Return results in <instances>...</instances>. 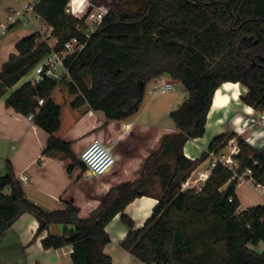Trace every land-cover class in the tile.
<instances>
[{"label": "trees", "instance_id": "trees-1", "mask_svg": "<svg viewBox=\"0 0 264 264\" xmlns=\"http://www.w3.org/2000/svg\"><path fill=\"white\" fill-rule=\"evenodd\" d=\"M70 2L39 0L34 11L52 28L55 46L36 31L16 42V52L0 69L4 96L53 49L62 50L74 38L83 44L66 59L69 76L25 82L5 99L26 116L34 113L35 124L49 133L45 152L69 158L70 172L85 166L64 136L90 111L103 112L104 124L129 119L140 110L147 84L163 75L181 82L189 95L170 114L177 131L162 137L140 177L113 186L88 216H80L72 202L49 211L27 199L8 165L0 173V237L28 212L39 221L37 234L54 223L75 228L72 238L49 233L42 240L45 248L71 244L73 264H112L104 250L111 241L105 228L120 214L129 228L122 248L146 264H264V251L251 248L264 242V203L240 209L229 168L216 164L199 190L182 187L200 161L210 152L223 154L232 139L239 147L237 171L251 169L252 179L264 184V146L254 147L236 132L217 135L200 158L184 153L189 139L204 136L223 83L244 85L242 102L264 111V0H115L89 35L87 14L68 13ZM152 179L159 181L158 203L136 228L125 207L136 197L153 195L148 191Z\"/></svg>", "mask_w": 264, "mask_h": 264}, {"label": "crops", "instance_id": "crops-1", "mask_svg": "<svg viewBox=\"0 0 264 264\" xmlns=\"http://www.w3.org/2000/svg\"><path fill=\"white\" fill-rule=\"evenodd\" d=\"M12 9L14 8L10 7L8 12ZM17 34L16 39L10 43L12 51L0 64L3 65L10 54L16 52V42L28 36L22 35L23 33ZM163 77L173 80L168 75H163ZM173 81L175 82V80ZM239 84V96H241L248 89L241 83ZM9 90L6 95L0 96V170L5 173L8 165H10L17 178L21 174L28 175V181L22 183L27 199L49 211L63 209L68 202H72L80 209V216L84 217L98 208L102 196L113 186L131 181L141 173L144 159L147 156L146 152L138 156L131 153H115L117 162L114 168L99 177L88 174L86 169L84 171L80 167H76L70 172L68 170L69 158L45 152L49 133L36 125L28 116L6 105L5 99L9 95ZM186 92L188 93L186 88L181 86V95L176 96L171 101L170 106L178 108L188 97L189 93L186 95ZM225 95L229 102H223L220 107L214 108L212 102L204 136L189 139L186 142L184 153L191 160L200 158L208 150L213 138L228 131L236 132L254 147L261 148L264 146V124L251 126L252 123H248L245 125L246 121L260 112H262L261 117L264 119V111H256L253 107L244 104L240 97L238 100L235 99L233 91H229ZM134 116L126 120L109 121L106 127L115 125L124 129L127 124L133 127L132 118ZM95 117L106 122L103 112L90 111L65 134V139L74 141L78 135L86 131L90 132L95 127L93 121ZM163 131L173 133L177 131V128L176 126L164 128ZM70 133L73 134L70 136ZM121 133L119 138L112 140L111 144L114 147L123 141L125 133L122 135ZM151 139V142L155 141L154 145L160 141V138ZM72 143L74 146L75 142ZM233 143L235 140L232 139L223 150V154L230 153L235 146ZM218 156L210 152L208 157L200 161L185 180L188 184L184 189H201L211 173L210 167L213 160ZM254 193H258V196H255ZM237 196L240 201V209L264 203L261 192L250 183L244 182L238 185ZM157 203L158 199L154 194L136 197L126 205L125 213L134 221L136 228L142 227L152 215L153 208ZM65 225L70 229L67 234L63 233V226ZM38 227L39 221L33 214L28 212L21 214L0 237V264H73V246L71 244L60 248H45L42 240L49 233L72 238L75 235L74 226L72 224L54 223L42 233L37 234ZM105 229L111 241L104 250L111 257L112 264H146L122 248L120 243L127 236L129 228L122 222L120 214L116 215L106 225Z\"/></svg>", "mask_w": 264, "mask_h": 264}, {"label": "rangeland", "instance_id": "rangeland-1", "mask_svg": "<svg viewBox=\"0 0 264 264\" xmlns=\"http://www.w3.org/2000/svg\"><path fill=\"white\" fill-rule=\"evenodd\" d=\"M39 0H0V29L1 25L7 22V16H8V10L10 7H13L15 10H23L26 8V6L29 3H32L33 5H36V3ZM115 0H78V3H75V12L78 15L84 14L88 8L90 7V10L88 14L94 10L100 5H106L110 6L112 2ZM71 4V3H70ZM69 4V7L71 6ZM134 9L133 7H131ZM28 16H31L33 19L32 21L29 20ZM82 16V15H81ZM22 22L12 25L11 28H9L5 33L0 32V63L6 59L7 54L12 51L10 48V43L14 39H16L17 33H23L22 35H29L31 33L36 32L38 29L41 30L42 28L47 29V24L44 22V20L38 16L34 10H29L28 13L25 16H22L21 18ZM85 23L88 25V21ZM2 67V64H0V69ZM35 79V70L32 69L26 76H24L13 88L9 90V94H11L16 89L20 88L25 82L33 81ZM163 80H169L167 77H163ZM155 83V79L150 81L146 86V92L143 99V102L141 104L140 110L132 118V121L134 122V126L127 130L122 127H116L115 125H112L111 127H106V124H104V121H101L98 119V117H95L93 119L95 127L91 129V131H86L76 137V139L72 142L74 143V152L77 154L79 158V154L81 151L95 138L101 139L104 143L111 144L112 140L114 138H119L120 133L121 135L124 134L123 141L119 143L117 146L114 147V152L125 154V153H131L135 155H140L141 153L146 152L147 156L144 159H147V157L154 151H157L160 147L161 139L162 137L167 134V131H163L165 128L175 127V123L173 119L171 118V112L177 108H172L170 106V103L172 100H174L177 97L181 95V86H184L181 82H174V87L167 93H155L151 94L150 89ZM186 95L188 93L186 92ZM178 107V106H177ZM262 112L256 114L251 119H249L247 122L252 123L251 126H257L259 124H264V119L261 117ZM122 130V131H121ZM239 130H241L239 128ZM73 133H70V136ZM92 138V139H91ZM151 138H160V141L157 142L154 145V142H151ZM235 140V145L238 146L237 139ZM230 143V142H229ZM73 145V143H72ZM76 150V151H75ZM172 159H167V162L172 163ZM143 162V165H144ZM142 165V168H143ZM141 168V171H142ZM141 174V173H140ZM135 177L133 180H137L140 176ZM158 183V185H156ZM152 194H159L160 193V186L159 181L157 179L153 180L149 184V190ZM255 196H258V193H254ZM104 196V195H103ZM102 196V197H103ZM257 205V204H256ZM256 205H252L249 207H253ZM247 207V208H249ZM56 226V225H55ZM253 250H255L257 253H262L264 251V242H260L258 245L251 246Z\"/></svg>", "mask_w": 264, "mask_h": 264}, {"label": "built area", "instance_id": "built-area-1", "mask_svg": "<svg viewBox=\"0 0 264 264\" xmlns=\"http://www.w3.org/2000/svg\"><path fill=\"white\" fill-rule=\"evenodd\" d=\"M71 6L67 7V12L76 15L77 17L81 18L83 15L87 14L86 22L88 21V29L87 34H91L95 31L98 25L102 22L104 16L109 10L110 6L100 5L96 8V10L89 12L87 10L84 14L78 15L75 12V5L70 4ZM34 6L32 3H29L25 9L23 10H15L12 9L8 12L7 22L1 25L0 32L5 33L12 25L21 23L22 16H25L29 10H34ZM29 20L32 21L33 19L31 16H28ZM40 33L41 40L45 41L49 44L51 48H53L57 42V39L52 36V28L47 27V29L42 28L41 30H37ZM83 48V44L79 43V41L74 38L65 43L64 48L62 50H52L51 53L43 57L40 62L35 66V79L33 80L34 83L39 82L47 78H53L56 80H61L66 76H69V69L66 66V59L67 57ZM174 87L173 80H163V76H159L155 78V83L150 89L151 94L155 93H167ZM44 98L39 99V104H44ZM29 119L34 118V113L28 115ZM248 122H245L247 125ZM239 152V147L235 145L230 153L228 154H221L220 156L216 157L210 169L218 164L221 163L227 168L232 171V176L230 177L229 181H235L237 185L241 183H250L252 186L257 188L263 198H264V184L255 182L252 179V170L246 169L242 173L237 171L239 167V160L235 157V155ZM214 152H212L213 154ZM79 160L85 166V169L88 174L99 177L102 176L109 171H111L116 162L117 157L114 152V146L104 143L101 139L95 138L93 139L79 154ZM1 173V170H0ZM21 183H25L28 181V175L21 174L18 178ZM188 184L187 181L182 183V187L184 188Z\"/></svg>", "mask_w": 264, "mask_h": 264}, {"label": "bare ground", "instance_id": "bare-ground-1", "mask_svg": "<svg viewBox=\"0 0 264 264\" xmlns=\"http://www.w3.org/2000/svg\"><path fill=\"white\" fill-rule=\"evenodd\" d=\"M71 4L78 3V0H71ZM79 4V3H78ZM216 94L214 96L213 100V106L214 108H218L221 106L223 102H229L228 97L225 95V93L229 91H233V96L235 99H239L240 94V84L235 82H226L223 85H221V88H218L216 90Z\"/></svg>", "mask_w": 264, "mask_h": 264}, {"label": "water", "instance_id": "water-1", "mask_svg": "<svg viewBox=\"0 0 264 264\" xmlns=\"http://www.w3.org/2000/svg\"><path fill=\"white\" fill-rule=\"evenodd\" d=\"M39 80H41V78ZM69 231L70 229L68 228V226H63V233L67 234Z\"/></svg>", "mask_w": 264, "mask_h": 264}]
</instances>
